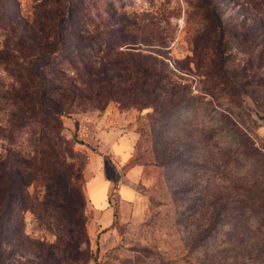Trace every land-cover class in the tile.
Returning a JSON list of instances; mask_svg holds the SVG:
<instances>
[{
    "label": "trees",
    "instance_id": "1",
    "mask_svg": "<svg viewBox=\"0 0 264 264\" xmlns=\"http://www.w3.org/2000/svg\"><path fill=\"white\" fill-rule=\"evenodd\" d=\"M62 1L40 4L41 36L25 30L15 37L18 3L0 0V31L8 38L0 49V66L11 79L0 100L2 108L12 109L15 122L7 155L0 159V264L26 248V258L32 256L27 264H88L98 257V251L85 248L82 172L70 161L75 153L64 135L65 118L110 103L151 109L158 138L169 131L175 114L193 103L181 73L208 78L230 100L246 97L250 75L245 67L232 71L229 61L235 50L246 55L250 47L264 49V0H183L182 31L190 51L183 60L170 55L176 35L169 25L181 17L180 6L169 10L162 5L131 16L120 5L124 0H65L67 5L59 6ZM227 3L233 6L231 14ZM205 93L214 96L211 90ZM250 150L264 157L259 148ZM36 182L45 189L42 199L29 192ZM28 211L58 233L57 243L29 239L24 228ZM226 224L238 228L235 222ZM244 224L252 227L250 219ZM231 245V251L238 246L235 240ZM233 257L227 264L238 263Z\"/></svg>",
    "mask_w": 264,
    "mask_h": 264
},
{
    "label": "rangeland",
    "instance_id": "2",
    "mask_svg": "<svg viewBox=\"0 0 264 264\" xmlns=\"http://www.w3.org/2000/svg\"><path fill=\"white\" fill-rule=\"evenodd\" d=\"M16 1L21 24L16 25L14 36L25 30L29 35L41 36L36 13L44 0ZM65 5V0L59 4ZM120 5L131 16L155 11L162 5L169 10L180 6L181 17L172 19L169 25L175 28L176 35L170 55L176 60L189 55L182 31L187 8L183 0H124ZM226 10L228 14L234 12L229 3ZM7 41L6 34L0 31V49ZM261 51L264 49L257 46L250 47L246 55L235 50L229 61L232 71L245 67L250 75L252 86L246 97L230 100L208 78L181 73L193 103L175 114L169 131L158 138L148 115L151 109L140 112L110 103L103 110L82 108L64 119V135L73 143L75 153L70 161L82 172L78 185L86 200L85 248L98 251L96 261L88 264H227L233 256L238 257L237 264H264V207H260L264 202V157L249 153L257 147L264 154ZM10 82L0 66L1 100L10 90ZM209 90L215 97L205 93ZM1 100L0 159L7 155L15 123L12 109L2 108ZM75 121L79 123L78 130ZM111 134L119 138H106ZM111 141H115L114 145L124 141L126 147L113 154ZM91 157L105 164L107 175L116 181L115 190L128 185L135 194L129 221H117L120 241L105 254H101L96 236L98 213L86 195ZM29 192L40 199L45 195L38 182L29 187ZM111 198L119 220L121 211L114 191ZM250 208L256 211L251 213ZM246 219L251 220L252 227H245ZM227 222L237 223L238 228L233 230ZM24 228L33 241L49 245L58 241V233L39 223L29 211L24 214ZM234 240L238 246L231 251ZM26 249L17 251L8 264H27L26 259L32 256L26 258Z\"/></svg>",
    "mask_w": 264,
    "mask_h": 264
},
{
    "label": "crops",
    "instance_id": "3",
    "mask_svg": "<svg viewBox=\"0 0 264 264\" xmlns=\"http://www.w3.org/2000/svg\"><path fill=\"white\" fill-rule=\"evenodd\" d=\"M107 135V134H106ZM106 138H119L115 135H108ZM122 138V137H120ZM111 141L112 153L118 154L117 150H123L126 147L125 142L120 144ZM114 145V146H113ZM108 147V146H107ZM92 160V157H91ZM90 167V177L86 184L87 199L92 207L98 213L96 230L99 240L101 254L113 249L117 241H120L118 235L117 221L119 224L129 221V210L135 201L134 191L128 185H121L115 190L116 181L113 177L107 175V167L102 161L93 159ZM114 189V190H113ZM113 191L118 202L121 216H115L116 212L112 205ZM128 214V215H127Z\"/></svg>",
    "mask_w": 264,
    "mask_h": 264
}]
</instances>
